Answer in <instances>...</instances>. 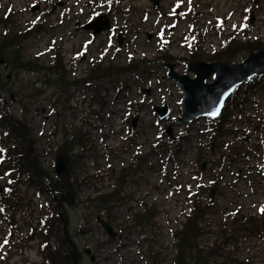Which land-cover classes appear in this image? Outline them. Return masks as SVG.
I'll return each mask as SVG.
<instances>
[{"label":"rangeland","instance_id":"obj_1","mask_svg":"<svg viewBox=\"0 0 264 264\" xmlns=\"http://www.w3.org/2000/svg\"><path fill=\"white\" fill-rule=\"evenodd\" d=\"M5 7L1 8L0 12L1 14L6 13V7L8 5H12L14 9V14H16L18 17H14V19H17L19 21L20 18H23V20L20 22V25L24 28L25 22H29L30 20L35 19V17L39 13L46 12V14L52 13L47 16L48 22L54 25V21L56 22V18L59 16V12L61 13V10L64 8V5L61 8H55V7H47L44 5V0H2ZM68 5L72 9L73 14H75L78 11V7L76 6L77 2L80 0H68ZM262 5L260 8H252L251 7V0H214L211 4H201V9L204 14H208L209 16H206L204 18L203 23H210L214 22L213 17L215 15H220L221 13L226 15L230 11L234 13L233 16L229 15V19L239 21L240 25L244 26L247 16L245 15L246 9L251 8V15L255 14V23L253 24L255 26V29L253 30L254 33H251V37H255V34L257 33L258 37H260L261 40H264V0H261ZM148 3L145 2V0H142L141 5L145 6ZM171 5L165 4V6L168 8ZM38 9V11L33 12L30 10V8ZM38 7V8H37ZM11 14V13H10ZM88 18L87 15L80 17L81 23H84L86 19ZM76 18H73V21ZM153 20L151 22H144L142 19V12H133L131 14V38L137 39V40H145V46L144 48L154 49V43L156 42V37L154 36V33L156 31V28L153 27ZM166 22V20H164ZM56 27V26H55ZM184 27V26H183ZM68 30V29H67ZM180 31V29H179ZM129 32V33H130ZM65 31H61L58 34L59 40H62L63 36L66 34ZM128 33V34H129ZM150 35L151 40L148 44L146 41V36ZM49 39V37L47 38ZM129 36L125 35V38L123 39V44L125 41H128ZM101 41L103 39L101 38ZM211 42L213 44L209 46L206 45V50L208 53H212L213 50L220 51L221 48V37L215 36L212 37ZM105 40L102 42V46L104 47ZM127 47V46H125ZM33 50L29 49L26 53L27 59H33V56L35 52H38L40 50H44L45 46L43 45L41 48H39L36 51V47H32ZM181 47L177 42L175 41V44L171 45V53L176 56L175 54L183 55L184 51L180 50ZM154 53V52H153ZM186 54L187 51H186ZM127 53H124L120 55L116 63L120 65H126L127 60L126 59ZM248 55H243L239 57L238 60L245 59ZM35 57V56H34ZM45 60L43 59V63ZM77 76H80L78 73H76ZM41 77V76H40ZM10 84H13V77L10 80ZM108 89L110 93L107 95L110 98L107 100V103L111 105L113 103V99L116 95V91H114L111 87L108 86ZM16 102V100H11L9 96H5L4 100L7 103V106L9 108H13L15 111L18 109L19 111V103L23 102V106L21 109H24L29 107V115L27 116V124L30 125V127H33L36 134H38L40 131L44 132V136L48 135L47 139L44 140L46 145L51 146L53 144L54 139L50 135V131L52 130V125L55 123L54 119H51V117L48 119H44L43 115V108L45 105L41 103H32L28 104L29 101L25 99L24 101L19 98ZM0 100H1V94H0ZM174 100V99H173ZM1 104V102H0ZM21 114V113H20ZM46 116H50V114H45ZM37 118L41 119V123L39 121L37 122ZM45 120H49L48 123L44 122ZM50 125V129L48 127ZM72 129V126L71 128ZM75 130V129H73ZM245 130V128H244ZM246 130L248 131L249 135L247 136L248 139L245 141L246 146H250L251 148L260 147V155H264V128H261L254 131V128L252 125L246 126ZM69 133V132H68ZM71 133H69L70 135ZM147 137H146V143L144 144L145 147V153H148V159H147V166H146V173L144 174L145 177H147L150 173H152L153 182L151 183V186L149 184L143 185L142 188H140V183L137 182L136 185L130 184V186L126 189L127 193L134 198L132 200H129L125 204H121L117 206L116 210L112 214L113 217V225H115L116 230L120 231L121 236L119 239H115L116 241H108L106 243V237L102 232L95 226L94 219H96V214L98 212L95 210H90V216L91 220H93L92 229L93 234L91 236L94 237L95 242L92 244L90 241L91 236L88 238L86 236L78 237L79 243L82 245V248L85 246H91L93 250V255L96 259L100 258V260H97L94 264H174V258H175V249H174V241L172 239V236L170 233L172 231H176L177 227L176 224L182 223L185 220L182 219L181 213L183 211H190V202L187 199H184L181 195L178 193H174L171 195V192L168 188V186L163 182L161 179V176L159 174V158L156 152H154L153 145L155 144L156 137L151 135V131L147 129L146 131ZM99 134H97L96 131H92L89 137L90 141V147L93 149V152H90L89 155L93 157L94 159V151L97 148V144L99 142ZM42 137V136H41ZM88 145H83V147H87ZM263 147V148H262ZM189 147H186V153L185 157L191 156V159L193 162V166L191 165V172L192 169L196 168V165H194L195 162H198L200 160V155L196 157L191 150H188ZM124 150V149H123ZM249 150L247 149V152ZM219 153V152H218ZM154 155H157V160L154 157ZM225 155V154H224ZM164 159V156L163 158ZM220 157L215 156V153H213V157L209 160V162L212 161H219ZM243 161H240V163L236 166H233V171H236L235 173H238L241 168H243ZM259 163V161H258ZM213 165H216L215 163H212L211 165L207 166L205 173L209 172L211 169H215V175L214 177H222L223 178V188L218 196H216V192H214V199H217L218 205H219V212L217 215L211 216V218H207V230H209L211 233L201 236L199 238L200 247L206 249L207 247H212L213 242L218 238L217 235H215V232L224 230L225 226L224 224H229V229L227 234L224 237L220 238L219 247L222 249L221 252L216 250L214 247V251L211 253V260L209 264H264V238H259L258 236H251L247 232L243 230V224H237L234 226L231 222L233 219H237V214L233 216L232 211L238 210L239 206L242 204L244 205L243 210L246 214L249 215H256V207L255 205H252L251 202L254 201L256 204H259L260 201H262L263 197L261 192H256V196L252 198L250 201L251 194L250 193H243V195L240 197L237 194H233L231 192V187L229 184L234 181V177L230 173L228 168H215ZM93 167L89 168L87 170V173H90L91 169ZM119 168V166H117ZM106 170H102L101 172L105 173ZM82 170V168H81ZM195 171V170H194ZM224 174H219L222 173ZM76 174H79L76 172ZM234 175V174H233ZM161 179V180H160ZM185 180L186 176L184 177ZM160 181V182H159ZM1 187V186H0ZM100 190L104 189L106 191H109L111 188V185L109 183L100 184L99 186ZM262 189V188H261ZM106 191H102L103 193H106ZM186 193V192H185ZM145 201L147 204L154 206H157L162 215L157 220L158 226H154L152 229L146 230H135L133 227V222L131 220L130 216V210H135L136 212H139L140 209L137 205L140 201ZM76 207H79L77 205ZM83 211L81 210V207L74 210L72 212V229L74 232H79L80 229L79 223L80 217L82 216ZM230 212L229 214H227ZM81 213V215H80ZM240 216V214H239ZM233 217V218H232ZM200 226H204L203 223H200ZM5 226H0V239L1 237H4L6 233ZM247 228V226H246ZM76 235V234H75ZM245 236H251V238H246ZM232 238H235L237 240L236 242H233ZM89 239V240H88ZM102 241L105 243L103 244ZM1 242V241H0ZM108 244V245H107ZM103 246H106L103 248ZM150 246L154 247L155 253H160L161 256L158 261H154L151 257L150 252ZM84 258V264H92L91 258L86 254L83 253Z\"/></svg>","mask_w":264,"mask_h":264},{"label":"trees","instance_id":"obj_2","mask_svg":"<svg viewBox=\"0 0 264 264\" xmlns=\"http://www.w3.org/2000/svg\"><path fill=\"white\" fill-rule=\"evenodd\" d=\"M7 21H4L3 18L0 17V26L5 24ZM46 29L45 24L39 22L36 26V31ZM35 33H16L14 30L6 31L3 35L0 36V59L5 60L6 66L9 68V71L14 73L18 70L31 71L36 70L39 71L42 76L40 81L45 84V88L52 89L53 94L58 96V103L63 106L66 102V96L72 85L68 78V73L65 71L62 60L60 59L59 51L57 53V57L54 59L55 65L49 68H40L35 63H25L23 60V43L24 40H27ZM260 46L255 45H241L235 44L233 49H228L225 53L220 57H215L213 60H223V61H235L238 54L241 50L253 52L255 50L260 49ZM231 50V51H230ZM137 64L133 63L127 69H120L117 67H112L110 69H102V67H97L95 70L90 72V76L88 81H98L104 79H110L113 77L120 76L127 72H132L136 69ZM41 71V72H40ZM45 88L35 89L36 93L41 94L46 91ZM8 118V117H7ZM10 120L9 118L7 119ZM9 125L11 126V130L13 135L16 136L17 139L25 138V134L23 131L12 124L9 121ZM21 152L19 154L20 157L16 160L15 172L16 174H21L25 169H34L36 167V163L30 153L29 142L28 140L25 142L21 141ZM65 147H63L64 149ZM18 178V176H17ZM16 200L15 197V189H12L11 194L7 200L8 204H11ZM104 204L107 203L106 199L100 200V202ZM210 207V205H209ZM151 212V211H149ZM203 209L198 206L196 214L193 218L189 219L188 225L185 227L183 232L180 233L181 237L179 238V245L177 246L178 256L177 263L178 264H204V251L200 250L198 247V237H199V229H198V219L201 216ZM141 219H145V216H140ZM49 255L53 264H65V262L58 257L57 254H53L49 251Z\"/></svg>","mask_w":264,"mask_h":264},{"label":"water","instance_id":"obj_3","mask_svg":"<svg viewBox=\"0 0 264 264\" xmlns=\"http://www.w3.org/2000/svg\"><path fill=\"white\" fill-rule=\"evenodd\" d=\"M99 22L101 24H99ZM97 27H99L98 30ZM85 28L93 29L95 33H98L107 30L109 25H104V21L99 19L97 22ZM188 66L190 71L197 74V79L195 81L187 77H178L172 73L174 78L180 83L185 94L183 103L185 113L184 121H194L204 116L218 117L223 109L225 101L236 88L246 81H249L255 75L264 73V53L253 54L252 57L242 65H236L234 63H216L213 65L190 63ZM170 69L172 70L173 66L170 65ZM211 75L215 77L214 85L207 84ZM161 112L164 113L166 111L161 110ZM57 168L60 174L68 175L69 169L66 158H59ZM105 228L113 234L108 225ZM71 244L73 245V243ZM75 264H78L77 251Z\"/></svg>","mask_w":264,"mask_h":264},{"label":"snow or ice","instance_id":"obj_4","mask_svg":"<svg viewBox=\"0 0 264 264\" xmlns=\"http://www.w3.org/2000/svg\"><path fill=\"white\" fill-rule=\"evenodd\" d=\"M262 212H264V209H261Z\"/></svg>","mask_w":264,"mask_h":264}]
</instances>
